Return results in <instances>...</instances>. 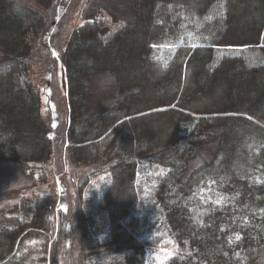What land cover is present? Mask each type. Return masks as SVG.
<instances>
[{
  "label": "trees",
  "instance_id": "trees-1",
  "mask_svg": "<svg viewBox=\"0 0 264 264\" xmlns=\"http://www.w3.org/2000/svg\"><path fill=\"white\" fill-rule=\"evenodd\" d=\"M216 1L132 0L133 20L119 25L102 10L88 14L65 42H54L69 104V120L54 127L41 113L31 68L34 59L42 67V59L51 58L45 38L59 25L60 0H0V157L29 164L42 180L59 142L72 166L116 160L99 198L108 235L99 255L84 264H147L148 248L159 246L158 238L135 233L143 160L163 168L154 193L173 237L174 255L165 264H254L260 258L264 62L249 65L242 55L223 54L212 64L214 46L193 47L187 37L167 60L154 47L182 22L204 18ZM222 1L213 45L261 44L264 0ZM260 50L264 57V45ZM103 72L112 76L113 101L93 109L91 82ZM212 142V157L189 171ZM59 200L55 194L24 198L15 206V223L0 219V264H29L20 251L26 235L37 231L48 264H60L65 219L57 225ZM84 217L81 235L89 236L80 212L79 221Z\"/></svg>",
  "mask_w": 264,
  "mask_h": 264
},
{
  "label": "rangeland",
  "instance_id": "rangeland-1",
  "mask_svg": "<svg viewBox=\"0 0 264 264\" xmlns=\"http://www.w3.org/2000/svg\"><path fill=\"white\" fill-rule=\"evenodd\" d=\"M218 4L204 18L194 21H184L180 29L171 37L160 39L154 44L159 55L164 60L169 59L175 48L187 37L192 46L212 45L215 48L214 64L223 54L242 55L249 65L264 62L259 45L247 46H218L213 45L222 24L223 1ZM222 7V8H221ZM96 10H102L106 17L115 21L117 25L133 20L132 0H60L57 6L56 23L45 43L51 51V58L33 61L31 75L34 83L41 90V113L50 120L54 127L69 120V104L67 101V77L65 68L60 66V57L54 42L60 44L66 41L70 33L87 21L86 16ZM44 68V70H43ZM65 80V83H64ZM112 76L103 72L94 76L91 82L89 99L92 108L110 104L113 101ZM212 142L205 147L192 163L189 171L208 161L214 153ZM65 147L59 142L52 161L47 168V175L43 180L40 171L27 163L3 159L0 157V219L5 223H15L19 213L16 204L21 199L35 200L37 198L55 194L61 202L57 206L56 223L65 219L63 235L57 260L60 264H84L100 252V240L107 237V215L99 206V198L106 188L110 178L108 167L116 163L108 162L104 166L82 165L72 166L66 161ZM196 162V164H195ZM110 169V168H109ZM163 172L159 165L140 161L138 171L139 200L132 210V214L140 216L136 235L139 238H158L159 246L149 247L147 250V264H165L174 255L172 249L173 237L166 227L163 213L155 199V185L158 176ZM81 190V191H79ZM77 210V212H76ZM87 215L89 236L81 235L80 224L85 225L86 218L79 221L80 212ZM21 254L29 264H48L45 252H42L43 234L29 233L24 238ZM163 244H169L170 248ZM254 264H264V247L260 258Z\"/></svg>",
  "mask_w": 264,
  "mask_h": 264
},
{
  "label": "snow or ice",
  "instance_id": "snow-or-ice-1",
  "mask_svg": "<svg viewBox=\"0 0 264 264\" xmlns=\"http://www.w3.org/2000/svg\"><path fill=\"white\" fill-rule=\"evenodd\" d=\"M55 126V125H54ZM237 239H239V236H237Z\"/></svg>",
  "mask_w": 264,
  "mask_h": 264
}]
</instances>
